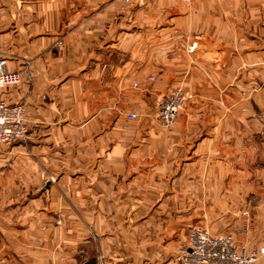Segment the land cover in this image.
<instances>
[{"label":"crops","instance_id":"crops-1","mask_svg":"<svg viewBox=\"0 0 264 264\" xmlns=\"http://www.w3.org/2000/svg\"><path fill=\"white\" fill-rule=\"evenodd\" d=\"M0 59L29 131L0 146V264H171L228 204L264 248V0H0Z\"/></svg>","mask_w":264,"mask_h":264},{"label":"built area","instance_id":"built-area-1","mask_svg":"<svg viewBox=\"0 0 264 264\" xmlns=\"http://www.w3.org/2000/svg\"><path fill=\"white\" fill-rule=\"evenodd\" d=\"M130 3L131 0H122ZM190 3L191 0H183ZM63 42L56 44L58 50L63 47ZM21 72H12L8 69L6 59H0V146L12 145L23 142L28 138L26 125V109L24 105H10L3 96L5 88H13L21 85L23 80ZM154 80V78H150ZM137 87V84L135 85ZM192 99L181 88L171 89L158 97L157 118L165 128L175 126L187 103ZM130 119H136L135 114L129 115ZM50 183H55V177H49ZM264 256V248L260 250H240L236 246L232 235H212L208 230L197 227L189 238L187 244L179 249L177 262L182 264H257ZM97 264H106L100 257Z\"/></svg>","mask_w":264,"mask_h":264},{"label":"rangeland","instance_id":"rangeland-1","mask_svg":"<svg viewBox=\"0 0 264 264\" xmlns=\"http://www.w3.org/2000/svg\"><path fill=\"white\" fill-rule=\"evenodd\" d=\"M15 144H18V143H14L12 145H15ZM12 145L11 146L10 145H1V147L2 148H3V146H10V147H12ZM8 149H9V147H8ZM214 208H216V207H214ZM240 208H242V207H237V206L229 205L228 204V205L222 207L221 210H220V213H222V215H223V218L220 221L196 222L195 225L198 226V227L208 228L210 230V232L214 233V235H215V233H218L217 235H226V234H229L230 230H232L235 227V225H236L235 218H236V214H239ZM243 208H245V207H243ZM216 210L218 212L219 209L217 208ZM243 210H246V209H243ZM224 233H226V234H224ZM256 240H257V238H256ZM258 240H259V242H263L264 239H258ZM185 244H187V242L186 243H183L179 247V249L183 245H185ZM263 244H264V242H263ZM178 254H179V250L174 255V257L169 261V262H171V264H182L180 262H177V259L176 258L178 256Z\"/></svg>","mask_w":264,"mask_h":264}]
</instances>
